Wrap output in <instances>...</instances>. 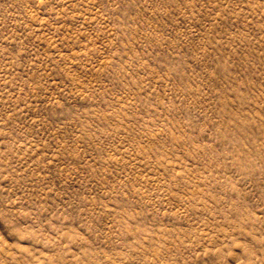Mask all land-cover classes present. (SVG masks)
Instances as JSON below:
<instances>
[{
	"label": "rangeland",
	"instance_id": "rangeland-1",
	"mask_svg": "<svg viewBox=\"0 0 264 264\" xmlns=\"http://www.w3.org/2000/svg\"><path fill=\"white\" fill-rule=\"evenodd\" d=\"M0 264H264V0H0Z\"/></svg>",
	"mask_w": 264,
	"mask_h": 264
}]
</instances>
